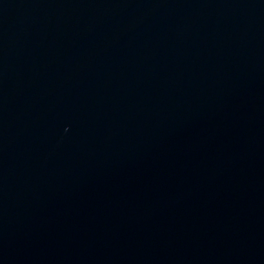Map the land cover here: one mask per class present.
<instances>
[{"label": "water", "instance_id": "1", "mask_svg": "<svg viewBox=\"0 0 264 264\" xmlns=\"http://www.w3.org/2000/svg\"><path fill=\"white\" fill-rule=\"evenodd\" d=\"M0 264H264V0H0Z\"/></svg>", "mask_w": 264, "mask_h": 264}]
</instances>
